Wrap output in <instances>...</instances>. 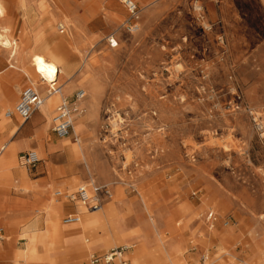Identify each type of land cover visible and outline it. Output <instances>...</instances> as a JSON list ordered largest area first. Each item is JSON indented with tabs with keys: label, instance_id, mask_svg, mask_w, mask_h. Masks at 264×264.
Segmentation results:
<instances>
[{
	"label": "rangeland",
	"instance_id": "obj_1",
	"mask_svg": "<svg viewBox=\"0 0 264 264\" xmlns=\"http://www.w3.org/2000/svg\"><path fill=\"white\" fill-rule=\"evenodd\" d=\"M0 1L6 8L0 33L13 35L22 48L20 62L29 67L26 56L42 53L36 36H44L43 44L55 43L46 29L54 22L58 37L74 44L57 55L72 72L87 70L93 77L65 96L72 99L80 89L86 93L78 136L94 157V183L107 185L116 203L103 232L111 245L94 253L116 248L117 237L126 240L119 246L132 243L122 230L140 212L142 192L158 213L177 220L179 228L185 226L187 245L178 264H206L222 249L233 251L237 264H264V0H133L140 9L136 21L118 0ZM93 1V8L87 7ZM62 18L79 28L73 36L58 29ZM111 38L117 47L112 48ZM9 56L0 46V72L9 63L16 66L18 60L11 63ZM8 111H0V125ZM52 129L53 123L47 144L63 140ZM79 139L68 142L77 148ZM65 150L60 154L76 162L71 150ZM65 163L55 153L29 175L39 180L46 177L43 168ZM90 179L85 175L78 186ZM51 189L47 194L54 200ZM66 206L60 221L73 211L67 200ZM210 222L216 224L212 232ZM216 232L230 235L203 241ZM25 243L18 242L20 249ZM67 259L62 256L57 264Z\"/></svg>",
	"mask_w": 264,
	"mask_h": 264
},
{
	"label": "bare ground",
	"instance_id": "obj_2",
	"mask_svg": "<svg viewBox=\"0 0 264 264\" xmlns=\"http://www.w3.org/2000/svg\"><path fill=\"white\" fill-rule=\"evenodd\" d=\"M140 1H142L143 3L146 2L145 0H140ZM49 2H50V0H49ZM50 3L52 4V2H50ZM94 5H95V1H93L91 3L89 2L87 7L93 8ZM195 8H196L195 10L197 12L202 11V8L198 5ZM54 11H55V9H54ZM200 12H198V13H200ZM58 13H59V11H58ZM5 16H6V8L3 5V3L0 1V20L3 19ZM61 17H62V15H61ZM51 19H54V18H51ZM4 20H6V19H4ZM71 24L73 25V29L70 28ZM46 29H48L50 31V34L57 37V41H55V43H53V44L52 43L51 44H48V43L43 44V42L45 41L44 36H36L35 44L39 45L41 47L40 50L42 53L39 54L37 52H33V53L26 56V59L29 62V67H30L29 69H31V71L29 72L27 70H24V75H25V78L27 79L28 84L35 86L37 88V90H39V92L41 90H44V91L46 90L45 91V94H46L47 89L49 88V86L52 85V83L54 81H57L58 84H60L62 82V92L58 95L43 97L44 103L39 109L41 111L44 110L48 101L50 103L53 99L54 100L60 99V102H61V100L66 97L65 95H67L71 90L73 91L76 88L78 83L90 81L93 79V77H91L89 71H87L85 69H84L85 71L81 70L78 73L72 72L73 67L70 66L68 62L65 63L66 61H64L62 58H60L57 55V51L59 49L65 48L67 46L71 47L73 44L72 43L73 40H72V42H70L69 40L67 42V40H65L64 38L58 37V35L56 34V31L54 29V22H52L51 24H48L46 26ZM58 29L67 30V35L69 37L74 35L73 31L79 30V28L77 26H75L73 22H70V25H69L67 19H64V18H62V23L59 25ZM135 30H136V27L131 29V31H135ZM0 32H2V31H0ZM62 33H64V32L62 31ZM10 36H13V35L5 32V31H4V33H0V46L3 47L5 50L9 51V55H10L9 56V62L12 63L13 60H18L19 58H23L24 56H23L22 48L19 47L17 42L15 40L11 39ZM111 41L116 42L114 39H112ZM65 43L67 45L63 46V44H65ZM117 46H118V44H117ZM83 64H84V67L87 66L86 62H83ZM81 104H79V110L80 111L77 112L73 116V130H74L76 138H78V139H79L78 135L81 133V131L83 129L80 126V122H79L80 120H78V119L83 117L84 112H85V107L83 106V104L82 105ZM55 112H56V110H55ZM11 113L14 114L15 110H13L12 112L8 111L4 115L7 118H10V117H12L9 115ZM53 120H54V117H53ZM53 120H52V123L54 122ZM4 125L5 124L2 123L0 126L3 127ZM7 125H9V123ZM117 125L118 124H117L116 120H114L113 126L116 127ZM27 132H28V130H27ZM8 137H12V132L7 133V135L5 136V139L2 142H4ZM68 140H69V138H66L63 142H61V146L59 147V150H65V149L69 148L71 150V154H73V156H74L73 158L76 161L83 162L85 164L87 170H88V173L93 175L92 168H93V162H94L93 158L94 157L91 154V151H85L83 149V144H82L80 139L78 140L79 144H78L77 148L72 147L70 142H68ZM2 142L0 143V164L3 161V159L6 158L7 154L14 152V148L16 147V145L11 144L10 141L7 142L6 144L5 143L3 144ZM65 151H67V150H65ZM36 154L39 158L40 153L37 152ZM67 155H69V153ZM66 157H68V156H66ZM19 161H20V159H19ZM70 161H73V160L70 159ZM20 165H21V163H20ZM72 170H73V168H72ZM102 171H103V169H102ZM59 175H61V174H58V176ZM90 182H94L93 176H92V180ZM15 186H18V185L16 184ZM83 186L87 187L88 196L93 197V191L91 188L92 185H83ZM38 188H40V187H38ZM50 188H52V186L50 184L43 187L42 192L44 193V196H46V200L43 202V205L41 208L36 209V212H39L43 215V219H42V223H41L42 228H39V230H37L36 228L29 227L27 224H25L24 229H23V233L20 236V241H26L25 247H23V249H20L17 256L13 259L14 264H28L30 262L31 263L46 262L48 264H57L58 261L60 259H62L61 250L57 248V241H59L62 230L64 229L62 226V223L60 221V218L63 214V204L59 201L63 198H59L57 194L62 193L64 195V198L67 195H65V192L63 190L58 189L56 192H54V198L56 200L55 199L53 200L51 198L48 199L49 196L47 194V190ZM16 191L20 193L19 189H17ZM42 192H41V194H42ZM140 193H141V202H142V205L140 207L141 210H140V212H138L134 216V218H131V222L128 223V221H127L128 224L126 225V227H124V230H123L126 238L128 240L132 241V243L129 246L124 245L130 249V251L127 254V257L129 255V259H130L132 264H178L179 257L181 255H183V253H184L183 247H186V245H187V240L184 239V236H182L183 233L185 232V226L179 228L180 225L176 223L177 220H170L169 218H166L163 213H161V212L158 213L157 207L155 206L154 201L146 193H142V192H140ZM28 203H29V201H28ZM78 204H80L81 207L88 210V208L86 206H84L82 203L78 202ZM115 206H116V203L114 201H112L108 205L104 206L101 211L99 210L100 212L97 211L98 212L97 214L90 215L91 217H89L88 215L85 216V219L87 221L85 222V224L80 226V228L85 227V225H87L89 223H91L92 225L93 224L95 225L97 219L99 221L98 225L99 224L101 225L100 227H97V223H96V225L92 229H90V233L94 237L91 238L92 243L85 246V248H87L88 250L95 247L96 244H104V245L109 244L108 243L109 239H105V238L101 237L99 235V233H101L100 231H102L105 228L104 227L105 220L108 218H111L113 216ZM14 210H15V208H14ZM218 211H221V209L219 207H218ZM88 212H91V211L88 210ZM94 216H96V217H94ZM9 223L12 224V222H9ZM11 227H12V225H11ZM186 227H188V226H186ZM215 228H216V224H213L211 222H210V224H208L209 231L212 232ZM4 231H6V234ZM150 233H151V235H149ZM15 234H16V232H15V229L13 227L12 228H10V227L0 228V241L2 242V244H4L6 246V244H9L10 237L15 235ZM97 234L100 237L99 236L97 237ZM229 235H230V232H226V235H223V233L219 234L218 232L212 233V234H207V235H205V238L203 241H205V243H206V241H207L206 237L209 238L210 240H212L214 238L225 239V236H229ZM147 236H148V238H146ZM114 240L118 241L119 238L114 239ZM116 241H115L114 245H117ZM221 243H223V242H221ZM113 248H115V247H113ZM1 255H2V257H5V258L8 257L9 258V256H12V253H11V251H7V252L5 251V252H1ZM173 257H178V259L176 261H173V260H171V259H173ZM220 258H226V260H225L226 264H237V258L234 256V252L228 251V250H223V249L220 250L216 259H214L213 261H210L206 264H214V261L220 260ZM258 263H259V261H258Z\"/></svg>",
	"mask_w": 264,
	"mask_h": 264
},
{
	"label": "crops",
	"instance_id": "obj_3",
	"mask_svg": "<svg viewBox=\"0 0 264 264\" xmlns=\"http://www.w3.org/2000/svg\"><path fill=\"white\" fill-rule=\"evenodd\" d=\"M55 41H57L56 36H55ZM66 45H67L66 43L63 44V46ZM60 50L61 49H59L58 51ZM26 65H27L26 63L24 64V62H20V59H18V61H16V66L14 65L11 66V64L9 63L8 68L5 71L0 72V110L1 111H3L4 109L8 111L10 108L13 109L16 108L15 103L17 102L18 93L21 94V92L28 86L27 79L25 78L24 75V70L30 72L31 69H29V67H27ZM26 83L27 86H25L21 90L22 86H24ZM45 91H42L43 96H46ZM71 92L72 90L68 93V95L71 94ZM59 103H60V99L59 100L53 99L50 103L48 101L44 110L38 111L37 116L33 119V122H31V124H27V122H24L15 113H14V117L7 118L5 116L7 120L2 122L5 125L1 128V130H3V134L0 137L1 138L0 141L2 140V138H4V135L6 133L12 132V137H8L2 143L6 144L7 142L10 141L11 144H15L16 147L14 148V152L7 154L6 158H4L0 164V227L1 228L13 227L15 229L16 234L10 237L9 244H6V246L2 244V242L0 241V246H1L0 264H14L13 259L17 256L20 248H22L18 246V242H20V236L23 233L25 224H27L29 227H34L37 230H39V228H42L41 223H42L43 215L39 212H36V209L41 208L43 202L46 200V196H44V193L42 192L43 187L50 184L52 186L51 190H53V193L56 192L57 189H61L65 192V194L67 193L70 194L76 192L79 189L78 183L84 182L83 178L85 175L88 176L90 175L91 177L90 181L92 180V176H94V174L91 175L90 173H88V170L83 162L69 161L67 160L64 154L62 155L60 154L57 144L61 143L65 139L53 144H47L49 143V140L47 138H49V131L52 126V120L55 114V110ZM83 106L85 107L84 104ZM84 120L85 118L79 121L80 126L82 128L84 127ZM8 123L9 125H7ZM24 129H25V133L21 135ZM34 142L37 143L35 147L32 146ZM23 150H29L28 152L30 151H35L36 153L39 152L40 153L39 158L41 161H50L53 158L54 154L56 153V155L58 154L60 158L63 157L66 163L62 167L55 166V168L54 167L43 168L42 171L47 172L46 177H41L39 180H33L29 174H33L34 170H36L37 167L32 170H27L21 167L19 161L20 157L18 156H20V152ZM82 165H84V169ZM72 168L74 171L72 170ZM58 174L61 175L58 176ZM62 178L63 179L68 178V180H63ZM90 181L86 185L94 184V182H90ZM16 184L18 186H15ZM53 186H55V188H53ZM17 189L20 190V193L16 191ZM41 192L43 195L41 194ZM112 200H113V196H112ZM112 200L108 201L104 206L111 203ZM59 201L63 204V212H64L65 207H67L66 200L65 198H63ZM72 208L73 211L66 214L65 217L73 214L79 215L82 218L81 223L77 225L66 226L63 224V221H61L64 229L62 230L59 241H57V248L61 250L62 256L65 255L68 256L66 264L70 262H73L72 264H78V261L81 260V258L82 260L79 262L80 264H88L89 258L87 260H83V258L87 254H91V255L104 254L105 252L104 253H94V252H101L102 250L109 248L111 245L109 244L108 246L104 244H98L90 250L85 248L86 245L90 244L92 240L91 238L94 237L90 233V229H92L96 225V223H97V227L101 226L100 224L98 225L99 223L98 219L96 220L95 225L89 223L85 225V227L80 228V226L85 224V222L87 221L85 219V216L88 215L89 217H91L90 215H95L98 212H100L102 209L98 212H88L87 209L81 207L80 204L78 203L72 205ZM108 221L109 218L105 220L104 222L105 228L102 231H100L101 233H99V235L105 239L111 238V237H105V235H103V232L108 230V225H107ZM9 222H12V224ZM99 235L97 234V237ZM117 238H119V240L116 241L117 245L122 244L126 241L124 237H117ZM129 241L132 242L131 240ZM111 243H113V241H111ZM5 251L6 252L11 251L12 256H9V258L7 257L8 259L2 257L1 252H5ZM127 258L130 264H132L129 259V255ZM175 258L176 260L178 259V257ZM171 260L176 261L174 260V257Z\"/></svg>",
	"mask_w": 264,
	"mask_h": 264
},
{
	"label": "built area",
	"instance_id": "obj_4",
	"mask_svg": "<svg viewBox=\"0 0 264 264\" xmlns=\"http://www.w3.org/2000/svg\"><path fill=\"white\" fill-rule=\"evenodd\" d=\"M121 2L133 20H139V6L133 0H118ZM64 30V29H61ZM112 48L117 47V42L111 41ZM62 92V86L54 81L51 86L47 89L46 96L58 95ZM43 93L39 92L37 88L29 84L20 94L19 102L16 105L15 113L24 121L28 122L32 119L34 114L39 111L40 107L44 103ZM86 97L84 90L80 89L74 97H65L61 100L57 106L53 129L52 131L60 139L71 138L76 141V136L73 130V116L79 112V104L83 102ZM14 116L13 113L9 114ZM21 166L27 170L36 168L41 160L38 158L34 151L27 152L20 156ZM93 197L88 196L87 187L81 186L76 193L67 195L65 199L71 204L82 203L91 212H97L103 208V206L112 199L113 193L107 185H98L94 183L92 186ZM59 198H64L62 193L57 194ZM66 195V194H65ZM214 219V214L209 215V220ZM81 216L79 215H68L64 218L63 224L66 226L76 225L81 223ZM130 249L126 246H118L105 252L104 254H93L89 257L88 264H130L127 259V254Z\"/></svg>",
	"mask_w": 264,
	"mask_h": 264
}]
</instances>
